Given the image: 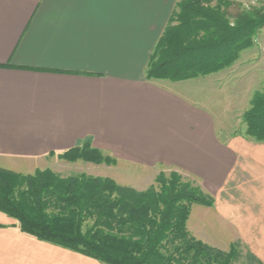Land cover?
<instances>
[{
    "label": "crops",
    "instance_id": "obj_1",
    "mask_svg": "<svg viewBox=\"0 0 264 264\" xmlns=\"http://www.w3.org/2000/svg\"><path fill=\"white\" fill-rule=\"evenodd\" d=\"M175 1L0 0V168L37 170L90 140L116 162L92 165L95 178L175 170L214 200L191 208L189 234L264 264V143L219 138L221 115L198 94L206 77L145 79ZM13 225L0 214V264H101Z\"/></svg>",
    "mask_w": 264,
    "mask_h": 264
},
{
    "label": "trees",
    "instance_id": "obj_2",
    "mask_svg": "<svg viewBox=\"0 0 264 264\" xmlns=\"http://www.w3.org/2000/svg\"><path fill=\"white\" fill-rule=\"evenodd\" d=\"M230 3L175 4L148 58L145 79L182 82L234 65L264 27V11L230 22L224 12ZM241 121L245 137L264 143V88L253 95ZM56 157L67 163L116 164L90 140ZM155 182L157 192H137L109 178H61L49 169L22 175L0 168V214L22 234L101 264H231L233 246L227 253L209 248L186 228L191 207H212L214 200L175 172Z\"/></svg>",
    "mask_w": 264,
    "mask_h": 264
},
{
    "label": "rangeland",
    "instance_id": "obj_3",
    "mask_svg": "<svg viewBox=\"0 0 264 264\" xmlns=\"http://www.w3.org/2000/svg\"><path fill=\"white\" fill-rule=\"evenodd\" d=\"M179 1L181 0H176L175 4ZM261 10L264 11V0H231L229 7L224 10V12L229 21L232 22L237 16L243 15L244 17H247ZM198 83L204 88V90L200 91L198 94L204 95V97H207L212 101L210 104L211 106L207 107H214L215 111L213 113H219L221 115L220 120L223 122L226 135L223 137L220 136L219 138L223 139L224 137L245 136V126L242 124L241 117L244 112L249 109L253 95L256 92H261L264 88V27H262L255 35L252 47L243 50L234 65L229 69H224L218 73L208 75L205 79H198ZM192 84L193 83H190V85ZM182 88L183 87H179V90H182ZM228 96H230L229 102L227 101L229 98ZM90 165L91 166L83 162L67 163L54 157L50 160L47 159L45 163L40 166L39 170L49 169L61 178H68L80 174H85L93 178L97 175H101L100 171H95L97 169H95L96 167H93L94 165ZM103 166L108 168L107 171L110 172L115 165ZM11 168L12 172L22 175L28 173L31 174L35 171L32 170L33 168L31 167L19 168L12 166ZM170 172H175V170L163 168L153 170H115V173H117L116 176L120 179V182L123 183L119 184V186L131 188L137 192L147 190L157 192L156 179L162 174L167 176ZM183 179L185 182L198 187L191 179L187 177H183ZM195 206L211 208L201 205H193L191 208ZM202 243L209 248L224 253L229 252L230 248L233 246L235 256L231 264H256L252 261L251 257L245 253L239 243L231 245L227 250H223L213 243L209 245L205 242Z\"/></svg>",
    "mask_w": 264,
    "mask_h": 264
}]
</instances>
